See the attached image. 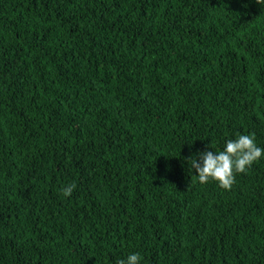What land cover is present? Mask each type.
Returning a JSON list of instances; mask_svg holds the SVG:
<instances>
[{
	"label": "trees",
	"instance_id": "trees-1",
	"mask_svg": "<svg viewBox=\"0 0 264 264\" xmlns=\"http://www.w3.org/2000/svg\"><path fill=\"white\" fill-rule=\"evenodd\" d=\"M238 134L256 0H0V264H264V156L231 190L187 163Z\"/></svg>",
	"mask_w": 264,
	"mask_h": 264
},
{
	"label": "clouds",
	"instance_id": "clouds-1",
	"mask_svg": "<svg viewBox=\"0 0 264 264\" xmlns=\"http://www.w3.org/2000/svg\"><path fill=\"white\" fill-rule=\"evenodd\" d=\"M264 6V0H256ZM210 147V146H209ZM264 156V148L257 146L255 135L238 134L235 140L229 139L223 150L205 151L198 156L187 158V163L198 175L196 179L201 185L210 181L216 182L220 188L231 190L237 174H246L251 167ZM76 184H69L61 189L64 197H71ZM138 253L130 254L127 260L118 264H140Z\"/></svg>",
	"mask_w": 264,
	"mask_h": 264
}]
</instances>
